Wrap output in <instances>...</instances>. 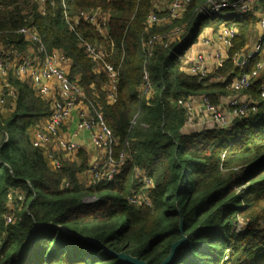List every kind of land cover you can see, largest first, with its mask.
<instances>
[{
	"label": "trees",
	"instance_id": "16d2710c",
	"mask_svg": "<svg viewBox=\"0 0 264 264\" xmlns=\"http://www.w3.org/2000/svg\"><path fill=\"white\" fill-rule=\"evenodd\" d=\"M202 2L193 0L179 20L168 21L159 13L161 22L146 32L151 0H44L42 6L38 0H0V46L25 51L27 42L17 31L33 29L48 51H61L71 60L70 79H77L87 100L99 106L117 139L114 161L126 139L129 143L122 171L111 181L86 183L94 163L87 148L51 170L43 152L31 143V131L51 114L50 103L8 72L5 80L17 99L11 101L10 116L0 117V264H126L105 249L160 264L182 236L186 242L171 264H264L262 77L241 92L261 104L257 115L234 121L230 130L181 132L185 114L177 106L179 99L203 95L217 105L219 97L234 94L229 87L237 74L232 58L248 44L256 24L254 13L225 23L193 16L206 0ZM97 9L110 14L105 37L84 21L76 25L75 34L70 30L66 16ZM222 23L237 29L229 60L213 76L198 81L177 60L181 44L189 47L204 27L217 29ZM181 26L183 43L166 48L157 44L147 58L144 42ZM80 39L102 47L107 62L118 69L116 103L105 101L106 77L94 71ZM144 68L147 97L140 90ZM218 77L225 81H213ZM134 167L153 181L145 192L148 205L128 201L138 194L132 185ZM92 195L97 203L84 204ZM9 211L14 220L6 224ZM241 221L247 225L235 232ZM87 237L102 246L85 241Z\"/></svg>",
	"mask_w": 264,
	"mask_h": 264
},
{
	"label": "built area",
	"instance_id": "2783aa9c",
	"mask_svg": "<svg viewBox=\"0 0 264 264\" xmlns=\"http://www.w3.org/2000/svg\"><path fill=\"white\" fill-rule=\"evenodd\" d=\"M42 6L44 0H38ZM193 0H151L152 9L146 17V32L161 22L159 13H165L167 20H179ZM254 13L256 24L254 26V38L249 41L248 46L236 53L232 62L237 74L232 78L230 89L234 94L227 97H219L218 104H212L203 95H194L181 98L177 106L184 112L185 121L181 132L185 135L200 133L209 129L230 130L234 121L247 119L249 116L257 115L261 108L257 101L242 91L251 87L252 82L262 77L260 71L264 69V0H206L204 4L197 6L193 16L203 17L209 21L221 20L224 22L229 18L242 17ZM109 14L100 10L82 12L70 19L66 16L70 30L75 34V27L84 21L92 25L96 33L102 37L107 34V21ZM225 23V22H224ZM222 23L217 29L206 26L199 34L196 42L186 47L181 44L182 50L177 54V60L182 64L183 71L198 81L213 76L214 73L223 69L229 53L233 49V39L237 29ZM186 26V25H185ZM184 26L176 27L168 33L151 36L143 43L147 58L157 44L168 47L170 44L180 41L184 34ZM27 42L25 51L15 48L0 46V117L10 116L12 103L17 99L16 91L5 80L8 72L30 84L35 93L50 103L51 114L49 118L41 122L38 127L31 131V143L40 149L46 159L48 167L57 171L62 163L69 158L76 159V154L84 143H89L94 149L101 152V158L94 160L88 171V181L99 183L102 180L111 181L123 168L128 154V139L125 140L118 160L114 161L113 146L117 139L104 121V116L98 105L88 101L84 89L79 85L77 79L71 80L69 70L71 60L61 51H48L41 39L33 29L21 28L17 31ZM80 45L94 64L97 74H104L106 85L103 87L105 101L114 104L117 101L118 69L107 62L106 53L102 47L92 45L80 39ZM32 47L33 55L27 54L28 47ZM254 68L250 70L251 64ZM213 81L224 82V78H216ZM141 95L147 97L150 91L147 69L143 70V80L140 87ZM258 95L264 108V77L258 90ZM138 112L133 117L129 132L133 128ZM75 121L73 131L65 135L63 132L71 120ZM224 157V155L222 156ZM102 159V160H100ZM132 185L138 191L137 195L128 198L131 204H149L146 191L153 187V181L146 176L145 172L137 167L132 171ZM21 199V198H19ZM95 195L83 200L84 204L97 203ZM6 224L13 222L12 212L4 216ZM264 223H261L263 226ZM243 227L246 222L241 221ZM238 225V228H239ZM261 226V228H262ZM241 230H237L240 232Z\"/></svg>",
	"mask_w": 264,
	"mask_h": 264
},
{
	"label": "water",
	"instance_id": "95a60500",
	"mask_svg": "<svg viewBox=\"0 0 264 264\" xmlns=\"http://www.w3.org/2000/svg\"><path fill=\"white\" fill-rule=\"evenodd\" d=\"M182 224H183V221L182 219H180L179 221V230L181 231L182 230ZM60 228V227H58ZM72 236H76V237H79L77 235H72ZM85 241H88L90 243H93L97 246H102L98 241H96L95 239L93 238H90V237H87V238H84ZM186 242V237L185 236H182V238L178 241H176L175 243H173L170 247V251H169V254L167 255V257L160 263V264H171V262L173 261V259L175 258L176 256V253L178 251V249L182 246H184ZM106 252L111 255L112 257L126 263V264H147L146 262L144 261H141L139 260L138 258H135V257H132V256H129V255H125L123 253H115L109 249H105Z\"/></svg>",
	"mask_w": 264,
	"mask_h": 264
},
{
	"label": "crops",
	"instance_id": "0c3cea01",
	"mask_svg": "<svg viewBox=\"0 0 264 264\" xmlns=\"http://www.w3.org/2000/svg\"><path fill=\"white\" fill-rule=\"evenodd\" d=\"M32 47H28V50H27V54L29 56H34L33 55V49H31ZM9 116H4V117H1V118H8ZM75 121L76 120H71L66 126H64L63 128V132L65 133V135L69 134L71 131H73L74 127H75ZM84 148H87L91 153H92V156H93V159L94 160H97L99 158H101L102 154L101 152L97 151L96 149H94L89 143H84ZM102 160V159H100Z\"/></svg>",
	"mask_w": 264,
	"mask_h": 264
},
{
	"label": "rangeland",
	"instance_id": "374dc122",
	"mask_svg": "<svg viewBox=\"0 0 264 264\" xmlns=\"http://www.w3.org/2000/svg\"><path fill=\"white\" fill-rule=\"evenodd\" d=\"M204 1L205 0H203V2L202 3H204ZM109 14V13H108ZM110 15V14H109ZM254 38V34L252 33V35H251V38H250V40L251 39H253ZM248 44H249V40H248ZM248 44H247V46H248ZM260 75L262 76V77H264V69L262 70V71H260ZM239 225V224H238ZM238 225H237V227L235 228V232H237V230H241V228H242V226L241 225H239V228H238ZM261 229H263L264 230V224H263V226H262V228ZM212 258H217V246L215 245L214 247H213V251H212Z\"/></svg>",
	"mask_w": 264,
	"mask_h": 264
}]
</instances>
